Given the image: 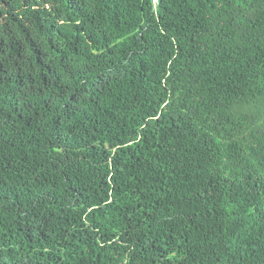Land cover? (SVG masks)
I'll return each instance as SVG.
<instances>
[{
  "label": "trees",
  "instance_id": "obj_1",
  "mask_svg": "<svg viewBox=\"0 0 264 264\" xmlns=\"http://www.w3.org/2000/svg\"><path fill=\"white\" fill-rule=\"evenodd\" d=\"M0 264H264V0H0Z\"/></svg>",
  "mask_w": 264,
  "mask_h": 264
}]
</instances>
